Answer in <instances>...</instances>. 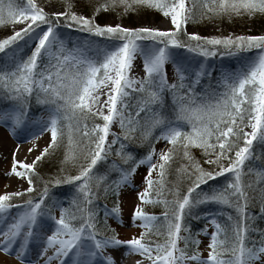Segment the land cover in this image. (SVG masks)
I'll return each mask as SVG.
<instances>
[{"label":"snow or ice","instance_id":"obj_1","mask_svg":"<svg viewBox=\"0 0 264 264\" xmlns=\"http://www.w3.org/2000/svg\"><path fill=\"white\" fill-rule=\"evenodd\" d=\"M85 4L91 14L72 10V0H65L64 10L55 12L46 11L38 0H0V25L23 24L0 37V57L7 61L0 64V101L7 104L0 107V124L14 135L29 127L34 100L45 106L47 115L26 132L33 140L28 151L38 148L35 141L45 132L49 135L31 162L12 153L10 174L26 180L27 187L0 193V217L11 221L0 229V248L30 259L27 251L35 241L37 258H43L40 264L54 259L57 264L69 260L71 264H117L115 253L121 247L126 248L123 255L135 252L150 264H264V229L254 228L248 211L258 201L264 215V184L257 191L253 180L245 182V169L254 171L246 161L257 155L256 144L264 145V33L202 36L186 28L190 20L208 16L231 19L264 14V0H193L191 4L187 0H85ZM142 7L161 11L172 27H125L96 18L110 8L123 14ZM61 26L104 37L106 42L90 48V39L69 47ZM221 46L231 53L259 51L239 70L218 74L214 83L206 65L180 52L182 48L209 57ZM137 56L142 58V77L130 74ZM101 86L107 91L98 108ZM117 121L124 131L113 132L109 140L111 125ZM137 132L148 142V150L137 158L120 143L115 151L127 166L120 167L114 179L108 178L107 170L97 173L112 145L122 138L134 139ZM159 140L167 147L157 154L154 142ZM193 146L216 168L205 169L193 156ZM61 148L64 161H79L76 174L66 177L67 182H76L75 194L66 204L51 195L54 186L65 183L61 176L41 178L42 186L33 195L40 177L38 162ZM177 155L191 162L190 167L177 170L181 180H187L186 190L180 184L168 187V168ZM222 160L230 162L225 166ZM142 164L147 165L145 186L136 193L142 203L135 205L132 220L139 219L143 231L121 239L107 224L109 215L120 212L118 201L111 209L105 207L101 223L95 198L101 187L105 195L111 190L118 197ZM226 172L232 178L223 185L200 190ZM256 179H264V168L256 171ZM13 198H17L15 205ZM146 203L164 205L161 223L157 214L145 211ZM204 204L234 210L222 211L224 220L212 212L204 214L213 226L206 257L193 248L199 239L185 227L187 218ZM13 207L22 210L12 216ZM253 230L258 237L250 238ZM199 231L207 232V225ZM153 235L163 239L153 240Z\"/></svg>","mask_w":264,"mask_h":264},{"label":"rangeland","instance_id":"obj_2","mask_svg":"<svg viewBox=\"0 0 264 264\" xmlns=\"http://www.w3.org/2000/svg\"><path fill=\"white\" fill-rule=\"evenodd\" d=\"M39 4L45 8L46 11L49 12H55V11H63L65 7V0H38ZM97 0H89V3H96ZM187 3L191 4L193 3V0H187ZM73 9L74 11L82 12L84 14H91L90 7L86 6L85 0H72ZM163 13L155 8H139L135 12H125L121 13V9H108L106 11H102L97 15V21L101 23H120L121 25L125 27H141V26H149V27H160V28H168L172 27L171 23H163L157 26L159 19L162 18ZM246 20L241 24V26H237L234 32L229 24H232V19L237 18V16H234L233 18L229 19L227 18V25H225V32L224 35H228L231 33H234L236 35L244 33V34H260L264 33V14L257 13L255 16H242ZM9 30L12 31L16 27L15 23L8 25ZM187 31L192 32L196 31L202 36H209V35H219L220 26L218 24V21L212 19V17L208 16L203 19L197 18L195 20H190L188 24L186 25ZM8 30V29H7ZM73 32H80V33H86L81 30L77 29H70ZM5 32V31H4ZM7 33L0 34V37L6 35ZM98 39V44H102L105 41L104 37H96ZM68 46L71 47L72 44L69 42ZM22 48L24 46H21ZM226 54L223 56H234L238 55L240 53H250V52H258L259 49L252 48L250 50H244L237 53H231L227 49L223 50ZM199 54V53H197ZM186 56L185 54H183ZM202 56V54H199ZM189 58V56H187ZM203 57V56H202ZM222 57L219 53H217L214 56L209 57H203L205 60L212 59V61L217 60L218 58ZM250 59H246V62ZM7 63L6 60L3 59V57L0 58V64ZM212 75L215 77L224 72V71H235L236 69L234 67L231 68H225L224 66H220L218 64L213 65L212 67H209ZM144 73V70H143ZM171 74V73H169ZM144 75V74H143ZM142 75V76H143ZM136 77V76H135ZM204 79H207L206 77ZM215 82V81H214ZM101 88V87H100ZM43 107L41 111H38V113L29 115V127L18 130L17 134H21L24 136L23 140H20L18 142L19 145L25 146V155L21 159H26L28 162H31L29 160V155L32 151H28V149L32 146L33 140L26 134V132L31 130V127L36 126L37 123L41 120V117L47 115L46 108L43 105H39ZM135 107V105H133ZM45 108V109H44ZM107 111V108L105 109ZM4 124H0V128L3 127ZM247 126V125H246ZM248 130L250 131V126H247ZM124 129H122L119 125V122H114L111 125V132L109 133V140L112 138V133H122ZM46 135H48L47 132L44 133V135L40 136L35 143L37 145L40 142H43L46 138ZM1 138H6L8 141L12 140V135L7 133H1ZM131 142V139H121L120 142H118L115 145H112V151H109L107 153L108 156H112L113 152L120 147V143H123L126 145ZM163 142V140H159L156 146L160 145ZM167 147V144H166ZM159 152L157 151V154ZM50 156V155H49ZM49 156L47 161H49ZM47 158V157H46ZM46 158H44L39 163V168L41 170H45L47 168V162ZM158 159V155H157ZM207 162V161H206ZM12 159H3L0 156V193L4 191H18L21 188L27 187V182L24 179L18 178L15 176V174H10V167H11ZM221 163H223L225 166L227 165L226 160H222ZM147 171V165L142 164L137 166V170L134 174H132L131 183L122 186L119 192V196H115L111 193V196H108V201L105 203V206L102 207L103 214L105 211V207L111 209L115 206V202L118 201L120 212L118 215H109L107 217V224L111 226V228L115 229L116 234L121 239H129L133 235H139L141 231H143L141 227V221L137 219L135 222L132 220V213L134 210V207L136 204L142 203L139 201L136 193L140 191L141 188H143L144 185V176ZM153 175H156V172L154 171ZM223 179L221 182L216 183V186L223 185L228 179L232 178L231 172L223 173L221 176ZM17 199V198H14ZM144 209L147 212L151 211V208L149 207L148 203L144 204ZM22 209L18 207H14L9 209V213L12 216H15L19 211ZM58 212V209H56ZM153 213V212H150ZM205 214V213H204ZM202 214L201 216L206 219V216ZM213 230V226L211 223L207 224V232H200L198 235L199 244L196 245V248L199 249L200 254L202 256L208 255V243L210 236L208 233H210ZM181 242V241H180ZM122 252L126 251V248L122 249ZM33 257V256H31ZM127 257L133 261H140L141 264H150V261L146 257H142L140 254L135 252H127ZM0 264H40L39 260H33V259H21L19 256H16L15 254H7L3 251V249L0 250ZM51 264H56V260L54 259ZM189 264H198V262L195 261H189ZM256 264H260L259 261L256 262Z\"/></svg>","mask_w":264,"mask_h":264},{"label":"trees","instance_id":"obj_3","mask_svg":"<svg viewBox=\"0 0 264 264\" xmlns=\"http://www.w3.org/2000/svg\"><path fill=\"white\" fill-rule=\"evenodd\" d=\"M212 19L218 21V24H219L220 29H221L219 31L220 32L219 35H224L225 25H227V22H226L227 18L226 17H212ZM245 20L246 19L244 17L237 16V18L232 19V24H229V25L232 29H234L237 26H241V24ZM235 30L236 29H234L233 32ZM10 32L11 31L9 30L8 25H0V34H4V33L8 34ZM231 34H234V33H231ZM223 50H224V48L221 46L217 53H219L220 51H223ZM212 78H213L212 82L214 83L215 76L212 75ZM204 83L208 84L209 79L208 78L204 79ZM201 87L202 86H198L197 91H200ZM166 98H167L168 102L170 103L171 97L167 96ZM133 99H134V97H133ZM6 106H7V104L5 102L0 101V107H6ZM42 108L43 107L37 105L35 103V101L33 100V102L31 103L30 110H29V115H32V114L37 113L38 111H41ZM156 142L157 141H155L154 143H156ZM254 149H255V153L257 155H254L252 158H250V160L246 161V165L248 166V168H252V169H254V171L248 172V169L247 168L245 169V172H246L245 182H247V180H249V179L253 180L254 184L257 185V191H258L259 185L264 184V179H262V180L256 179V171L260 170L261 168H264V155L261 154L262 151H264V145L256 144L254 146ZM126 150L132 151L134 154H137V158H139L140 155H143L148 150V142L141 137L139 132H137L135 138L131 139V142L129 141V143L126 145ZM192 153H193V156L195 157V159L198 160L205 169H215L216 168V166L214 164L208 163V158L205 156L203 151L198 146H193ZM47 159H48V156L46 158L47 168L45 170H41L38 167V169H37V171L40 173V177L36 178L37 188H36V191L33 193V195H36L39 191V188L42 186L41 178H43V180H47L50 177L61 176V178L65 180V183L58 185V186H54L51 189V195L57 197L63 203L66 204V203L70 202L71 198L75 194V183H76L74 181L73 182H67L66 177H67V175H75L76 174V172L78 170V166H79V161H77L76 164H73L71 161H64L63 160V148L56 151L54 154L50 155L49 161H47ZM113 162H115V164H113ZM229 162L230 161L226 160V163H229ZM182 165L190 167L191 162L188 161L186 158H183L180 155H177L176 157H174V159L172 160V162L168 168V175L166 178L167 181L169 182L168 187H173L177 184H180V185H182L183 190H186L187 180H181L180 175L177 172V170L180 169ZM122 166L126 167L127 165L124 164V161L121 159V157L116 153V151H114L111 157L108 156L107 160L105 162L101 163L100 167L97 169V173L102 174L105 172V170H107L108 171V178L114 179L115 177H117L119 175L118 169ZM221 176H222V174L217 176V177H213L211 180H209L207 182V184L201 185L200 190L203 192V191H207L210 188H213L216 185V183L221 182V180L223 179ZM101 183H103V181ZM94 187H95V185H94ZM108 196H111V190L109 191V194L105 195L103 192V188L101 187L99 189V192H98L96 198H95V205L94 206L98 210V218L101 221V223H103V221L105 219L102 207L105 206V203H107ZM23 198L27 199V197H23ZM11 203L13 205H15L16 199L13 198ZM148 205L151 208L150 212L157 214V217H158L157 223H161L162 220L160 219V216L165 211L164 205L162 203H156V204L148 203ZM222 211L223 212H232L234 210L229 206H225L223 209H221L214 204L201 205V206H199L198 211L193 214V216H190L187 218V222H186L185 227L186 228L190 227V232H191L192 237H194V238L198 237L199 233L201 232L199 230L201 228H203L205 225H207L208 223H210V220H208L207 218L206 219L203 218L201 215L204 213L212 212V213L217 214L219 219L224 220V217L222 215H220V213ZM248 211H249V214L252 215V218L254 221V228L255 229H264V215L260 214L259 202L254 201L249 206ZM249 235H250V238L251 237H258L259 233L255 230H253L252 232H250ZM152 238H153V240L163 239V237L156 236V235H153ZM180 244H184V241L181 240ZM193 248H196V245H193ZM189 254H190V251H189Z\"/></svg>","mask_w":264,"mask_h":264},{"label":"bare ground","instance_id":"obj_4","mask_svg":"<svg viewBox=\"0 0 264 264\" xmlns=\"http://www.w3.org/2000/svg\"><path fill=\"white\" fill-rule=\"evenodd\" d=\"M163 23H170V19L168 17H166L164 14L162 16V18L159 19V22L157 24V26H159L160 24ZM17 28L23 27V24L20 22H16L15 23ZM61 29L64 33V38L66 41L70 42L72 45L75 44L77 41H80L82 44L87 42L88 40H92V44L89 45L90 48H94L97 44H98V39L94 36H90L88 33H80V32H73L70 30V28H64L63 26H61ZM105 42H103L102 44H104ZM181 54H185L186 56H189V58L192 59H196L199 60L200 63H203L204 65H206L208 68L212 67L215 64H218L220 66H224L225 68H231L234 67L236 70H239L243 64L246 63V59H251L252 57L256 56L258 54V52H250V53H240L238 55H234V56H222L220 58H218L215 61H212V59L209 60H205L201 55L197 54V53H188L187 50L185 49H180ZM1 58V57H0ZM169 73H171L172 71V65L168 64L166 65ZM130 74L136 77H142L143 73V68H142V58L137 56V58L134 60L133 65L130 69ZM98 91L101 93V97H100V104L96 105V107H100V105H102L105 101V96H106V88L105 86H101L100 89H98ZM106 108H104L105 110ZM7 133L9 132L12 135V140L8 141L6 138H1L0 137V156L3 159H12V153L15 151L16 153V158L17 159H21L24 155H25V146L24 145H19L18 142L20 140L24 139V136L21 134H16L14 135L8 128L7 125H3L2 128H0V135L1 133ZM49 138V135H46V138L43 142H40L38 144V148L34 149L30 155H29V160L31 161L35 155H37L38 150L40 148H43L44 144L47 142ZM17 145H19V147L17 148ZM156 150L159 152L161 149L166 148V142L163 141L160 145L155 146ZM0 228L2 227V224L0 225ZM0 239H3L0 238ZM2 248H0L1 250ZM14 254V252H13ZM27 254L30 256H33V260H39L41 261V259L43 258H37V246H36V242L33 241L32 244L29 246ZM99 259V258H98ZM116 260H117V264H136V262L131 261L127 255H122V254H117L116 255ZM70 262V260H69ZM141 264V263H140ZM146 264V263H145Z\"/></svg>","mask_w":264,"mask_h":264}]
</instances>
